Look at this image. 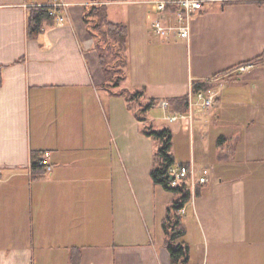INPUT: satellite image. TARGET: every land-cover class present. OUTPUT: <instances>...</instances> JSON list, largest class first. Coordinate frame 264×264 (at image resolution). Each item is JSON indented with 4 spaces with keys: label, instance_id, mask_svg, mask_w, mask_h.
Listing matches in <instances>:
<instances>
[{
    "label": "crops",
    "instance_id": "crops-1",
    "mask_svg": "<svg viewBox=\"0 0 264 264\" xmlns=\"http://www.w3.org/2000/svg\"><path fill=\"white\" fill-rule=\"evenodd\" d=\"M53 1L67 5L65 21L30 39L29 8ZM99 1L128 28L114 93L83 20L95 0H0V264H171L163 223L176 197L154 183L160 142L122 89L155 101L145 116L171 130L176 165L211 169L182 215L191 264H264V0L205 6L189 40L156 35V0ZM217 76L212 108L166 118L187 113L195 85ZM36 153L50 172L33 171Z\"/></svg>",
    "mask_w": 264,
    "mask_h": 264
},
{
    "label": "trees",
    "instance_id": "trees-1",
    "mask_svg": "<svg viewBox=\"0 0 264 264\" xmlns=\"http://www.w3.org/2000/svg\"><path fill=\"white\" fill-rule=\"evenodd\" d=\"M50 10V5L29 8L27 33L30 39H38L47 28L57 23V18L50 15ZM83 20L88 33L95 42V50L99 55V60L105 73L106 81L104 88L114 93V90L122 88L126 78L128 28L125 24L110 22L107 18L105 5L101 4L99 0H95V3L85 8ZM1 69L0 67V81ZM208 88H212L211 85H195V91ZM118 94L125 97L131 109H136L140 121L146 123L144 127L145 133L153 136L160 142V147L154 159L152 178L155 184L164 187L176 195V199L169 208L163 223L167 249L171 256V264H191L190 247L182 240L186 235V227L183 224L182 215L178 213V210L189 202L191 194L189 190L170 187V181L167 177L168 169L175 164L172 153V132L168 128L156 130L149 124L148 118L145 115L154 106L155 101H150L147 104L141 103L139 101L142 97L141 91L130 92L122 89ZM187 106L188 100L184 98L179 101L177 110L184 111ZM171 107L173 108L172 104ZM40 161L39 154L36 153L32 156L33 171L45 168L44 166H40ZM45 173L46 171H44Z\"/></svg>",
    "mask_w": 264,
    "mask_h": 264
},
{
    "label": "built area",
    "instance_id": "built-area-1",
    "mask_svg": "<svg viewBox=\"0 0 264 264\" xmlns=\"http://www.w3.org/2000/svg\"><path fill=\"white\" fill-rule=\"evenodd\" d=\"M235 0H156L155 4L157 11L160 14V18L156 19L153 25L154 32L163 38H170L171 36L177 35L178 37L189 40L190 37V20L192 15L202 10L207 5L221 4L226 5ZM51 10L50 15L57 18L58 23H63L65 17L63 15L64 8L67 7L65 4L55 3L53 1L50 4ZM253 64L242 65L235 70L231 71L226 77L233 75H242L250 70ZM225 76H217L211 79L201 81L198 84L201 85H214L222 82ZM196 102L190 101L189 110L187 113L174 114L166 117L170 122H178L183 119L194 118L193 107H200L202 109H210L214 106L217 94L212 88L200 89L195 91ZM161 106L164 110L169 108V103L164 101L161 102ZM40 165L46 166L47 172L51 171V165L47 158H44ZM167 177L170 181V187L182 188L190 191L191 199L196 194L197 189L200 186H205L210 182L211 169L203 167L197 170L193 164H182L172 165L168 169ZM2 179L0 177V183ZM186 207L178 210V213L184 214Z\"/></svg>",
    "mask_w": 264,
    "mask_h": 264
},
{
    "label": "rangeland",
    "instance_id": "rangeland-1",
    "mask_svg": "<svg viewBox=\"0 0 264 264\" xmlns=\"http://www.w3.org/2000/svg\"><path fill=\"white\" fill-rule=\"evenodd\" d=\"M238 42H239V40H238ZM236 45L234 46V47H229L228 48V55L229 56H236V55H238V53H240V48H241V44L240 43H235ZM253 66L255 67V63L253 64ZM254 67H252V68H254ZM251 68V69H252ZM217 98V97H216ZM144 104V103H143ZM157 130H162V129H164V127L163 126H161V125H159V126H157ZM182 136V137H181ZM180 137L178 136V138H177V143H178V148L181 150V152L183 153L184 152V148H185V146H187V143H186V145H185V143H180V139L181 138H186L187 137V141H189V139H190V130H189V127L187 128V130H186V133L185 132H183V135H181ZM190 151H192V148H191V146H190ZM171 195H175L174 193H171ZM174 197H176V195L174 196ZM173 204V203H172Z\"/></svg>",
    "mask_w": 264,
    "mask_h": 264
}]
</instances>
